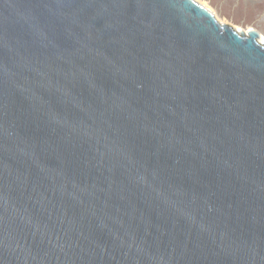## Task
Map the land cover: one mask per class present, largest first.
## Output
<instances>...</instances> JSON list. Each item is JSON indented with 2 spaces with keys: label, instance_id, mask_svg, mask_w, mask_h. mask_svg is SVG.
<instances>
[{
  "label": "water",
  "instance_id": "water-1",
  "mask_svg": "<svg viewBox=\"0 0 264 264\" xmlns=\"http://www.w3.org/2000/svg\"><path fill=\"white\" fill-rule=\"evenodd\" d=\"M197 0H0V264H264V41Z\"/></svg>",
  "mask_w": 264,
  "mask_h": 264
},
{
  "label": "rangeland",
  "instance_id": "rangeland-1",
  "mask_svg": "<svg viewBox=\"0 0 264 264\" xmlns=\"http://www.w3.org/2000/svg\"><path fill=\"white\" fill-rule=\"evenodd\" d=\"M207 3L217 18L246 30L253 27L264 34V0H197Z\"/></svg>",
  "mask_w": 264,
  "mask_h": 264
},
{
  "label": "bare ground",
  "instance_id": "bare-ground-1",
  "mask_svg": "<svg viewBox=\"0 0 264 264\" xmlns=\"http://www.w3.org/2000/svg\"><path fill=\"white\" fill-rule=\"evenodd\" d=\"M200 3H202L203 5H205L207 8H209L213 13H214V10L207 4V3H205V2H200ZM215 14V13H214ZM217 17V16H216ZM236 29H238V30H242V28L241 27H236ZM251 29H253V27H248L245 31L247 32V31H249V30H251ZM259 40L260 41H264V34H261V37L259 38Z\"/></svg>",
  "mask_w": 264,
  "mask_h": 264
}]
</instances>
